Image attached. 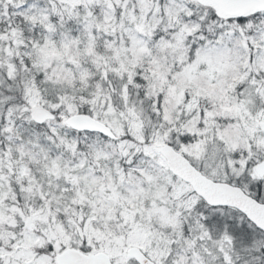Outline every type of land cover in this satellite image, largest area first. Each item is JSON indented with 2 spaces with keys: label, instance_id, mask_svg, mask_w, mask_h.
Returning a JSON list of instances; mask_svg holds the SVG:
<instances>
[{
  "label": "snow or ice",
  "instance_id": "6c2138e0",
  "mask_svg": "<svg viewBox=\"0 0 264 264\" xmlns=\"http://www.w3.org/2000/svg\"><path fill=\"white\" fill-rule=\"evenodd\" d=\"M0 264H264V0H0Z\"/></svg>",
  "mask_w": 264,
  "mask_h": 264
}]
</instances>
